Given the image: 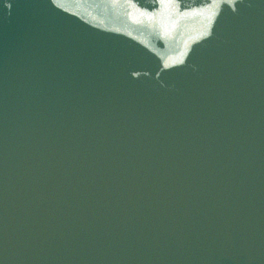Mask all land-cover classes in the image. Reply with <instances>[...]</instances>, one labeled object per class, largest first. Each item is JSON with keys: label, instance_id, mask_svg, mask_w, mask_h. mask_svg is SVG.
Returning a JSON list of instances; mask_svg holds the SVG:
<instances>
[{"label": "water", "instance_id": "95a60500", "mask_svg": "<svg viewBox=\"0 0 264 264\" xmlns=\"http://www.w3.org/2000/svg\"><path fill=\"white\" fill-rule=\"evenodd\" d=\"M0 264H264V0H0Z\"/></svg>", "mask_w": 264, "mask_h": 264}]
</instances>
